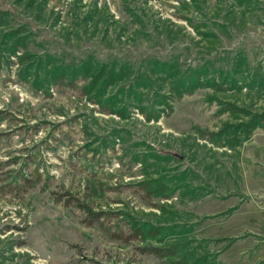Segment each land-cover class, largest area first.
Here are the masks:
<instances>
[{
	"label": "rangeland",
	"instance_id": "374dc122",
	"mask_svg": "<svg viewBox=\"0 0 264 264\" xmlns=\"http://www.w3.org/2000/svg\"><path fill=\"white\" fill-rule=\"evenodd\" d=\"M0 264H264V0H0Z\"/></svg>",
	"mask_w": 264,
	"mask_h": 264
}]
</instances>
